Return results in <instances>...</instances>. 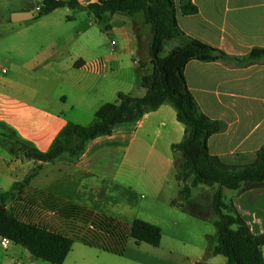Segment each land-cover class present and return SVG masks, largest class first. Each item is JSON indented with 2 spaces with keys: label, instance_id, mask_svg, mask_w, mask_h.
<instances>
[{
  "label": "crops",
  "instance_id": "1",
  "mask_svg": "<svg viewBox=\"0 0 264 264\" xmlns=\"http://www.w3.org/2000/svg\"><path fill=\"white\" fill-rule=\"evenodd\" d=\"M44 1L0 0V46L6 36L13 35L15 39L22 38V53H26L39 43V37L34 33L40 32L43 27L47 26L45 20L54 19L52 16L63 9L88 14L91 19L94 17L88 12L70 7L59 8L48 15H41ZM76 1L80 5H86L88 2L99 0ZM184 1L173 0L179 26L188 37L200 41H204L208 28L213 29L210 20L201 21L206 16L218 17L219 21H221V17L227 15L264 17V0H191L199 8V13L195 16H184L181 13L180 9ZM39 7L40 11L37 10ZM179 12L183 17L179 16ZM116 15L118 14L107 15L104 19L109 21L107 30L111 32L117 29L110 25ZM136 16L128 17L134 22ZM69 20H76V17H69ZM182 20H188L189 23L185 26L181 23ZM126 24L124 22L125 26ZM134 25L137 27L136 37L140 39L138 37L139 25ZM124 28V36L130 40L128 29ZM87 32L88 28L85 27L77 32V35L87 41ZM147 33L145 47L148 52L141 60L134 61L142 69L141 77L153 71L149 56L152 33L150 36L149 30ZM18 42L19 40L15 41V43ZM57 46L55 42L51 43L50 48H53L54 51L51 50L50 56H47L45 52H40L28 60L24 64L26 71L23 73L25 74H21L19 71H14L9 76L0 74V192L9 191L15 183L23 181L32 170L29 169V164L32 161L23 162L25 159L23 156H13L5 147V141L10 133L15 132L18 137L31 143L39 151L47 152L57 141L67 138L69 127L80 125L78 120L73 122L63 112L54 111L41 102V100H46L44 80L47 79L41 69L45 68L44 64L49 58H53ZM211 47L224 52L230 58L213 57L211 58L214 60L213 62H204L203 58L187 57L185 58L186 64L182 66L181 75L188 85L190 94L196 98L201 112L208 118L220 121L226 126L224 131L210 135L208 146L211 154L220 157L229 165L253 163L257 160L258 150L264 146V44L249 46L259 49L257 53L227 52L220 43L211 44ZM230 48L235 49L236 45H231ZM83 57L80 54L77 61H82L86 65L91 63ZM141 63L145 65L141 66ZM101 67V71L104 73L107 67L104 60L101 61ZM73 68L75 69V66ZM110 68L114 67L110 66ZM75 70L87 71L85 68ZM143 90L145 95L146 90L144 88ZM78 94L76 97L75 93L71 94L73 109L84 107L85 100H87V97ZM258 96L263 98H253ZM237 97L250 98L242 99L245 100L243 102ZM58 98L63 104L69 101L67 95H59ZM247 100L248 102H246ZM88 103H90L89 100ZM85 107H90V104ZM259 113L260 116L254 117V114L258 115ZM129 124L130 127L118 131L115 129L111 136L101 137L90 142L85 153L77 162H73L67 154H63L54 162L43 163L38 175L10 203L16 215L23 221L33 222L73 236L79 230L77 228L79 219L76 217L82 209H86L82 203V194L86 198L93 197V182L96 175L93 170L95 161L109 155L122 156L124 160L128 157L134 160L141 159L145 157L141 156V150L149 148V145H151L149 151L151 155L148 153L151 156V167L155 166L156 160L166 159L168 168H174L173 174L176 179L174 165L177 160L182 159V154L175 152L172 146L184 139L186 130L185 126L177 121V112L173 107L165 104L158 110L147 113L136 123ZM116 132L119 135L117 141H114ZM174 138L176 140H173ZM136 140H138L137 143ZM161 141L165 144L166 156L157 151ZM134 143H136L135 147ZM180 189L181 185L178 182V197ZM225 190L227 189H224V195ZM65 191H69L67 197L62 196ZM234 192L236 193L231 202L245 218L252 232L256 235L264 234V189L244 194ZM30 193L38 194L37 202L33 201V198H27ZM178 197L169 198V201L172 202ZM17 203L22 205L20 213H17L16 210ZM35 207L38 208L36 221L33 216H30L33 214L31 209ZM172 207L181 210L179 207ZM63 224L70 227V232L67 233L62 228ZM76 244L104 251L86 246L77 239L64 264H68ZM83 253V249H80L75 256H81ZM226 263L227 261L223 264ZM0 264L51 263L36 258L22 245L12 243L8 249L0 248Z\"/></svg>",
  "mask_w": 264,
  "mask_h": 264
},
{
  "label": "rangeland",
  "instance_id": "2",
  "mask_svg": "<svg viewBox=\"0 0 264 264\" xmlns=\"http://www.w3.org/2000/svg\"><path fill=\"white\" fill-rule=\"evenodd\" d=\"M179 16L183 17L180 12ZM52 17L54 19L45 20L47 26L40 32L34 33L38 35L39 43L26 53H22V38L6 36L0 46V74L9 76L14 71L22 74L26 71L24 64L35 55L45 52L47 56H50L51 50L54 51L50 48L51 43L55 42L58 45L55 49L56 53L52 56L53 58L45 62V68L41 69L47 78L44 80L46 100L41 102L48 108L63 112L71 121L78 120L82 126H91L96 122L94 112L103 103L117 102L119 92L133 97L144 96L145 91L141 85L142 69L134 62L144 58L145 53L148 52L145 47V36L148 35V30L149 36L151 34V27L145 23L142 13L136 16L134 22L126 14L116 15L110 23L117 28L113 32L107 30L108 20L98 21L95 17L91 19L88 14H81L76 10L63 9ZM69 17H76V20H69ZM217 18L212 16L202 18L201 21L210 20L213 29L208 28L204 41L195 40L210 47L211 44L220 43L223 49L232 53L235 51L257 53L259 49L249 46L264 44V17L227 15L221 17V21ZM124 22L127 23L126 26ZM181 23L186 26L189 21L182 20ZM134 24L139 25L140 39L136 37L137 27ZM85 27L88 28L87 41L77 35V32ZM124 27L128 29L130 40L124 36ZM183 33L185 37H188L185 32ZM18 40L19 42L15 43ZM178 45V41L165 42L162 56L168 55ZM231 45H236V48H230ZM80 54L91 62L87 64L89 66L104 60L107 64L106 71L104 73L93 71V67L87 71L75 70L73 66ZM187 57H193V55H178L168 63L171 84L180 82L182 66L186 64ZM203 61L213 62L214 60L203 58ZM110 66L114 68L111 69ZM71 94L75 97L77 94L87 97L84 107L73 109ZM59 95H67L68 103L60 102ZM237 98L245 102L242 99L250 97ZM89 104L90 107H85ZM173 109L176 111L174 107ZM255 114L254 117L260 116V113ZM125 127H130V124L119 126L116 131ZM118 135L116 132L114 141H117ZM9 136L5 144L7 147H16L14 137L10 134ZM136 143L133 144L134 147ZM137 145L139 146V143ZM150 146L141 150V156H145L141 159L134 160L128 157L124 160L122 156L109 155L95 161L93 197L86 198L82 194V203L86 209H82L76 218L79 219L77 228L82 229L86 234L90 233V236L97 233L98 223L102 220L116 219L126 227L135 219L149 222L162 230L163 238L160 246L137 243L134 239L128 238L122 253L115 254L76 244L68 264H223L227 261L224 256H212V250L219 240L218 229L214 226L216 217L204 221L171 206L169 198L178 197V182L174 178V168L169 169L168 161L163 158L155 161V168L151 167ZM157 151L166 156L163 141L159 143ZM28 160L31 162L30 159H23V162L28 163ZM179 161L181 159L176 163ZM32 162L29 164L30 170L36 167ZM174 166L176 169V165ZM214 192V188L199 185L192 190L191 200L206 194L212 196ZM235 193L232 190H225V201L230 203ZM67 195L69 191L62 194L63 197ZM28 197L33 198L35 202L38 200V194L30 193ZM21 206L17 203V213L21 210ZM31 210L33 214L30 216H33L36 221L38 208ZM62 228L67 233L70 232V227L68 228L66 224H63ZM80 249H83L84 253L81 256H75Z\"/></svg>",
  "mask_w": 264,
  "mask_h": 264
},
{
  "label": "trees",
  "instance_id": "3",
  "mask_svg": "<svg viewBox=\"0 0 264 264\" xmlns=\"http://www.w3.org/2000/svg\"><path fill=\"white\" fill-rule=\"evenodd\" d=\"M63 7L88 12L98 21L104 20L107 15L126 14L135 17L142 13L145 23L151 27L149 56L153 71L141 79V85L146 90L143 97L120 92L117 102L105 103L97 110L93 125L69 127L67 138L57 141L47 152L39 151L15 132L10 133L15 139L16 147H7L5 144L9 152L13 156L30 159L38 165L9 191L0 192V233L12 243L27 248L36 258L51 264H64L77 239L86 246L115 254L122 253L128 238L137 243L160 246L163 238L161 228L140 219H135L128 227L116 219L102 220L98 223L97 233L90 236V233L86 234L79 229L78 233L70 236L21 220L10 202L38 175L43 163L54 162L63 154L77 162L90 142L111 136L117 127L136 123L147 113L169 104L175 108L177 121L186 130L184 139L172 146L175 152L182 154V159L176 163V179L181 184V189L178 199L173 200L171 206L179 207L185 214L204 221L216 217L214 226L218 229L219 240L212 250V256L226 257V264H264V234H254L237 207L232 202L227 203L224 195V189L240 194L264 189V146L258 150L257 160L252 164L229 165L220 157L212 155L208 139L211 134L224 131L225 124L212 120L201 112L182 76L177 84L169 82L168 63L175 56L191 54L197 58L230 57L218 49L185 37L177 20L173 0H99L86 5H80L76 0H45L41 15H48ZM180 10L184 16L199 13V8L191 0H185ZM169 41H178L179 45L168 55L162 56L163 45ZM94 65H98V68L94 69ZM94 65L77 61L74 66L76 69L91 70L93 67V71L102 70L101 62ZM144 65L141 63V66ZM9 138L8 135L7 140ZM199 185L214 188V194L201 195L192 201V190Z\"/></svg>",
  "mask_w": 264,
  "mask_h": 264
},
{
  "label": "built area",
  "instance_id": "4",
  "mask_svg": "<svg viewBox=\"0 0 264 264\" xmlns=\"http://www.w3.org/2000/svg\"><path fill=\"white\" fill-rule=\"evenodd\" d=\"M37 10L40 11L41 8L39 7ZM97 68H98V65H94V69H97ZM11 244H12V241L0 233V248L8 249L11 246Z\"/></svg>",
  "mask_w": 264,
  "mask_h": 264
}]
</instances>
